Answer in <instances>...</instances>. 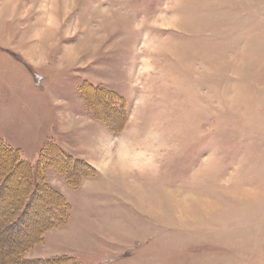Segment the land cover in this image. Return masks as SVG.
Returning <instances> with one entry per match:
<instances>
[{
    "label": "rangeland",
    "instance_id": "obj_1",
    "mask_svg": "<svg viewBox=\"0 0 264 264\" xmlns=\"http://www.w3.org/2000/svg\"><path fill=\"white\" fill-rule=\"evenodd\" d=\"M0 139L68 202L29 258L264 264V0H0Z\"/></svg>",
    "mask_w": 264,
    "mask_h": 264
},
{
    "label": "trees",
    "instance_id": "obj_2",
    "mask_svg": "<svg viewBox=\"0 0 264 264\" xmlns=\"http://www.w3.org/2000/svg\"><path fill=\"white\" fill-rule=\"evenodd\" d=\"M91 87L94 89L93 86ZM86 89L87 87H83V92ZM96 90L94 89V91ZM88 98L93 101V97ZM105 101L107 103L104 102L105 105L109 104L108 110L115 112L112 108L113 104H111L110 100H107V95ZM110 115L107 114L104 116V119L110 118ZM53 149H56L60 153L59 157L69 163L68 167L72 166L71 155L63 151L59 146H54ZM45 156L48 158L47 155ZM45 156L40 159L42 161L39 160L37 164H33L22 157L20 150L0 139V203H2V198L5 197L4 204L6 206L9 205V208L5 211L6 213L0 216V221H9L10 227L14 225V228L21 230L22 226L20 224L30 225V218L35 219V216L40 214L41 217H46L43 222L38 224L36 235L35 237L33 236L34 239L31 241L28 240L30 242H27L22 247H8V249L4 250L1 239L4 237L2 233L3 230L7 229V224H4V227L0 228V262L2 264H78L72 256L61 255L48 258L28 257L29 250L35 247V245L42 243L45 234L49 230L58 225L66 224L68 202L66 197L59 191H56L48 181L46 171L48 170L49 162L45 159ZM76 160L79 161L80 159ZM65 169L70 171L68 172L70 175L76 174L69 168ZM13 179L18 180L20 183L12 191L13 198H10V196L7 197V192H10L9 187H11V181ZM30 232H26L25 235H28Z\"/></svg>",
    "mask_w": 264,
    "mask_h": 264
},
{
    "label": "crops",
    "instance_id": "obj_3",
    "mask_svg": "<svg viewBox=\"0 0 264 264\" xmlns=\"http://www.w3.org/2000/svg\"><path fill=\"white\" fill-rule=\"evenodd\" d=\"M74 250H72V251H68V252H66V253H60V254H52L53 256H60V255H65V254H68V255H77V252L75 253V252H73ZM69 253H71V254H69ZM34 257H45V256H41V255H34ZM50 257H52V256H50Z\"/></svg>",
    "mask_w": 264,
    "mask_h": 264
}]
</instances>
